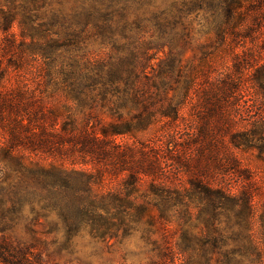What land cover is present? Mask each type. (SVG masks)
Here are the masks:
<instances>
[{
    "label": "trees",
    "instance_id": "1",
    "mask_svg": "<svg viewBox=\"0 0 264 264\" xmlns=\"http://www.w3.org/2000/svg\"><path fill=\"white\" fill-rule=\"evenodd\" d=\"M198 33L203 45L236 48L226 74L183 76ZM0 35V264H57L9 234L23 224L35 233L52 212L48 225L105 239L145 215L166 219L163 202H206L210 224L238 202L250 210L247 191L213 183L221 162L211 159L217 134L233 165L234 149L264 153V0H3ZM248 80L262 115L249 130L230 114L249 102ZM188 104L201 120L193 137L117 140L175 124ZM184 173L189 186H178ZM30 199L41 205L33 218Z\"/></svg>",
    "mask_w": 264,
    "mask_h": 264
},
{
    "label": "rangeland",
    "instance_id": "2",
    "mask_svg": "<svg viewBox=\"0 0 264 264\" xmlns=\"http://www.w3.org/2000/svg\"><path fill=\"white\" fill-rule=\"evenodd\" d=\"M204 40L205 36L198 33L192 44L184 49L181 62L184 77L197 71L200 78L208 76V80H214L232 67V52L236 48L203 45ZM97 46L91 45L92 48ZM164 55L159 52V56ZM243 91L249 102L233 108L230 114L239 128L249 130L262 118L261 107L249 80ZM181 114L175 124L158 121L147 131L135 136H119L117 140L153 143L172 132L180 139L191 138L200 127V115L190 104ZM103 116L105 121L112 120L108 114ZM210 124L215 126L218 120L212 117ZM217 139V152L211 161L215 159L221 164L212 167L213 183L235 194L247 191L252 197L250 210L243 208L244 202H238L233 210L227 208L215 223L210 224L206 202H163V212H168L166 219L159 216L151 219L145 215L140 221L133 222L129 234L105 239L94 237L85 227L69 233L63 224L58 227L48 225V221L58 219L52 212L48 217H39L41 223L35 226V233L23 224L10 230L9 234L23 244H35V254L44 261L57 264H264V153L258 147L234 149L238 165H233L228 148L221 145L228 136L217 134ZM255 140L256 146L264 143L259 138ZM174 180L178 186H189V177L185 173ZM119 181L117 178L112 186L118 187ZM24 202L25 216L33 218L41 205L33 199ZM151 212L159 215L160 210L154 206ZM214 239L218 240L217 245L213 244Z\"/></svg>",
    "mask_w": 264,
    "mask_h": 264
}]
</instances>
